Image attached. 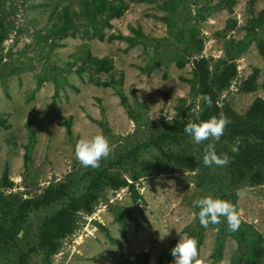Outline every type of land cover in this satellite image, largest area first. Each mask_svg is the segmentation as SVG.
Here are the masks:
<instances>
[{
    "label": "rangeland",
    "instance_id": "rangeland-1",
    "mask_svg": "<svg viewBox=\"0 0 264 264\" xmlns=\"http://www.w3.org/2000/svg\"><path fill=\"white\" fill-rule=\"evenodd\" d=\"M81 1L85 0H0V17L10 25L0 47L4 57L0 62V117L8 125L0 126V177L7 167L12 190L23 196L39 194L44 186L66 181L70 175L79 178L87 169L74 152L82 137L102 133L111 147L106 159L115 160L136 143L167 130L175 118H192L198 99L189 93L186 80L192 76L193 57L183 49V43L174 42L179 19L189 21L190 13L191 19L198 21L195 28L202 41L201 54L214 61L223 56L226 39L238 40L245 35L252 18L260 16L263 27L259 31L264 34V0H231L228 7H216L220 0H182L177 25L171 27L164 21L169 14L164 0H124L128 8L122 16L111 18L110 27L99 26L103 41L85 35L83 27L76 26L73 35L69 31L44 42L50 29L59 25L57 12L64 6L77 11ZM198 10H203L199 16ZM109 34H122L133 42L109 41ZM84 50L112 58L111 75L117 79L122 72V85L95 84V79L104 81L110 75L84 69L80 60ZM177 54L185 58L181 68L175 63ZM5 64L10 68L2 69ZM236 66L237 75L219 101L243 114L256 97L264 98V55L255 41L236 59ZM253 68H258L256 89L244 92L239 89L240 83ZM121 95L138 122L129 118ZM29 117L35 139L26 169L24 147L29 140ZM180 145L185 153L192 154L203 144L186 138ZM155 154V149H149L139 159L148 162ZM124 167L116 165L113 171L129 179ZM134 185L142 196L136 202L127 188H105L94 211L79 214L76 230L61 241L49 264H172L170 249L178 239L187 238L186 228L194 219L193 201L202 197L196 174L170 167L142 176ZM82 189L79 183L71 192L78 194ZM236 210L264 237V185L242 189ZM48 212L30 215L31 236ZM168 230V235L161 238ZM109 236L116 238L120 246ZM216 236L215 229L206 231L193 264H212ZM236 246L231 238L225 239L221 264H231ZM41 258V254L29 256L31 262L40 263ZM0 264H15V255L6 253Z\"/></svg>",
    "mask_w": 264,
    "mask_h": 264
},
{
    "label": "trees",
    "instance_id": "trees-1",
    "mask_svg": "<svg viewBox=\"0 0 264 264\" xmlns=\"http://www.w3.org/2000/svg\"><path fill=\"white\" fill-rule=\"evenodd\" d=\"M164 1L166 9L169 10L164 21L171 27L178 19L177 11L180 12L179 8L183 1ZM230 1L220 0L216 7L223 5L228 7ZM11 6L15 7L14 4ZM213 7L212 5L209 9ZM127 8L128 5L124 0H85L81 1L77 11H70L67 6H64L56 14L59 25H54L50 29L44 42L51 37H62L69 31H73L76 26H82L85 35L91 34V37L103 41L104 34L99 26L110 27L109 20L121 17ZM205 8L208 9V6ZM201 11L203 10H198V16ZM188 14L189 21L179 19L180 26H177L173 39L174 42L183 43V49L189 50L193 57L191 59L192 76L186 80L190 84L189 93L198 99L192 118H175L173 125L167 130L136 143L115 160L101 158L98 168L87 167L79 178L70 175L66 181L49 183L42 188L39 194L33 196H23L24 193L12 190L13 181L10 180L8 168L5 167L0 177V258L10 252L15 255V264H49L51 257L59 251L61 241L76 230L79 214H91L105 188L111 190L127 188L132 201L136 202L142 199L134 185L136 180L170 167H181L194 171L197 182L203 189L202 197L210 195L230 201L235 209L242 189L264 185V98L256 97L243 114H238L229 104L219 101L222 92L230 86L231 81L237 75L236 59L246 51L251 41L256 42L259 53L264 55V34L259 31L263 27V22L260 16L252 18L249 26L245 27V35L238 40L226 39L222 48L223 56L214 61L201 54L202 41L195 28L198 21L191 19V14ZM5 19L11 18L5 17ZM9 27L8 22L5 24V20L0 17V47L8 37ZM230 27H234V23ZM71 34L73 35V32ZM114 39L133 42V39L122 34H109L108 40ZM3 58L0 55V62ZM80 60L84 69L110 75L104 81L95 79V84L118 88L122 85V72L117 79L111 75L114 70L112 58L94 56L89 50H84L80 54ZM175 63L178 68L183 67L186 63L184 56L177 54ZM5 68H10V66L5 64L2 69ZM257 75L258 68H253L249 76L240 83L239 89L244 92L254 91ZM205 93L212 99L211 107H204L199 99L201 94ZM121 104L126 108L129 118L138 122V117L132 113L123 95H121ZM198 106L203 107V111L199 114L200 120H207L210 116L223 113L230 123L226 125L224 134L219 140L209 138L202 142L203 145H200L197 152L187 154L180 143L186 138L192 139L184 132V127L197 120ZM31 121L32 117H29L26 122L29 131V140L24 147V168L26 169L31 161L35 139L30 127ZM0 126L8 127L4 117H0ZM67 127L69 129V126ZM237 141H239V151L233 153L231 147ZM209 143L214 144L217 155H228V164L206 166L203 163L205 149ZM149 149L156 150L155 156L148 162L140 160L141 153ZM116 165L125 166L124 171L129 179L119 171H113ZM79 183L83 189L78 194H72L71 189ZM45 210L49 212L42 217L34 235L31 236L30 215L36 211ZM198 211L199 209L195 206L193 222L186 228L187 237L194 238L197 242V249H199L206 231L216 230L212 264H221L223 244L228 237L237 245L231 264H264V237L254 224L245 222L240 217V227L233 232L228 229L226 220L222 218L221 223L204 227L199 223L196 215ZM116 219L121 220L117 216ZM109 240L120 246L116 238L109 236ZM31 254H41V262H31L29 260ZM144 258H147L146 253Z\"/></svg>",
    "mask_w": 264,
    "mask_h": 264
},
{
    "label": "clouds",
    "instance_id": "clouds-1",
    "mask_svg": "<svg viewBox=\"0 0 264 264\" xmlns=\"http://www.w3.org/2000/svg\"><path fill=\"white\" fill-rule=\"evenodd\" d=\"M199 99L203 102L204 107H211L212 99L208 94H201ZM201 111H203V107L198 106L197 120L188 123L184 127V132L196 144H200L209 138L219 140L230 120L223 113L218 116H210L207 120H200L199 114ZM238 144L239 141L232 145L231 151L233 153L239 151ZM74 152L76 158L84 167L98 168L101 158L109 156L111 147L108 139L102 133H96L90 137L80 138L74 146ZM203 163L206 166L213 164L224 166L229 163V157L227 154L217 155L214 144L209 143L205 149ZM193 204L199 209L196 215L202 226L207 227L209 224H219L221 219L224 218L230 231L235 232L239 229L241 224L240 216L230 201L209 195L197 198L193 201ZM168 233L169 230L161 238L168 235ZM170 252L174 258L172 264H193L198 255L197 242L191 237L178 239L176 244L170 249ZM196 264H200V262L196 261Z\"/></svg>",
    "mask_w": 264,
    "mask_h": 264
}]
</instances>
